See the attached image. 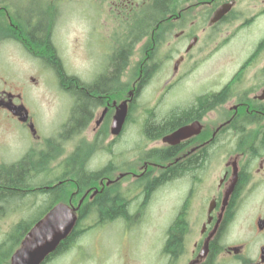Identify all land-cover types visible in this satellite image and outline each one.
Listing matches in <instances>:
<instances>
[{
  "label": "flooded vegetation",
  "instance_id": "af4514ba",
  "mask_svg": "<svg viewBox=\"0 0 264 264\" xmlns=\"http://www.w3.org/2000/svg\"><path fill=\"white\" fill-rule=\"evenodd\" d=\"M4 1L0 47L37 55L47 78L0 76V122L22 144L0 170L60 171L56 183L33 182L31 197L65 185L82 188L78 203L106 195L109 208H122L113 218L123 227L161 220L157 234L139 235L153 264H264V0H41L35 22ZM68 5L89 66L77 77L57 31ZM52 79L64 104L51 106L60 120L51 114L46 127L42 95L34 93L36 107L24 99ZM240 216L249 223L234 237ZM132 249L126 260L141 264Z\"/></svg>",
  "mask_w": 264,
  "mask_h": 264
},
{
  "label": "rangeland",
  "instance_id": "374dc122",
  "mask_svg": "<svg viewBox=\"0 0 264 264\" xmlns=\"http://www.w3.org/2000/svg\"><path fill=\"white\" fill-rule=\"evenodd\" d=\"M0 0V4H1ZM4 5L12 4L16 6L24 18L30 22L41 21L42 18H36L35 12L39 10V4L41 0H6L3 2ZM71 8L62 12V16L57 22L58 29L61 31V55H63V62L69 74L77 77L81 70H88V60L80 54L79 51V30L80 21L77 13L75 12L76 7L73 5H68ZM54 8V7H53ZM10 10V9H9ZM11 13V12H10ZM3 17L0 15V19ZM27 48V47H26ZM21 49H25L21 45ZM136 57L133 59L131 66L135 62ZM37 55L31 53H23L19 48L14 49L10 44H2L0 47V76L9 82H21V83H31L29 79L31 77H44L43 83H46L44 79L47 78L46 73L43 72L44 64L42 63ZM44 62V61H43ZM46 65V63H45ZM128 78V75L124 77V80ZM161 78L156 79L152 88L158 86L161 83ZM52 88H47L43 84L37 89L29 91L26 94L25 99L28 106L36 107L39 103L34 102V93L42 95L39 99L47 107V111L42 113L43 118L46 123V127H49V123L52 118V108L56 104L57 107L63 105V98L60 93L56 91V80H51ZM145 94L144 98H152L151 92ZM121 96L118 95V99ZM51 103V104H48ZM58 109V111H59ZM58 113V112H57ZM57 113L52 114L54 117ZM62 115V113H61ZM60 111H59V116ZM58 118V114L55 116ZM60 120V119H59ZM5 125V122H0V162L8 163L16 158L19 154V149L22 148L20 144L21 135L19 131H15L9 125ZM19 139V141H18ZM96 157L93 158L92 162H95ZM15 160V159H14ZM13 160V161H14ZM41 174L39 181L43 180L44 177H53V183L56 181L63 180L60 171H42L38 170ZM35 171L30 174L29 177H36ZM62 177V178H60ZM38 181V180H37ZM75 192V188L72 186L65 185L58 189L56 194V201L67 203L69 197ZM32 195H27L25 198L20 199L17 203L12 204L4 212H0V249L5 246V251L9 248L7 239L10 233H13V227L20 221L34 219L40 217L42 214L45 201H51L49 197L37 196L36 199L31 197ZM77 195L74 196V204H77ZM46 204V202H45ZM41 214V215H40ZM40 215V216H39ZM248 219V218H247ZM243 218V216L236 218L230 225V229L234 235L237 237L241 233V229L249 223V220ZM125 227L118 225L117 223H111L100 228L90 230L84 234L76 243V246L69 251L67 254L57 255L52 258L48 264H134L137 261L129 262L126 260V254L129 249L134 252L135 258L141 264H153L154 257L149 253V246L146 242H141L139 235L145 233L146 230L150 233L152 229L158 230L162 225L161 220L151 219L145 222L136 223L135 221H127ZM136 223V224H135ZM134 225V226H133ZM131 231H128L130 230ZM155 230V231H156ZM150 234H157L156 232H151ZM138 236V237H137ZM5 243V244H4ZM18 248V245L15 249ZM14 249V250H15ZM13 250V251H14ZM8 260H3L0 257V264H8Z\"/></svg>",
  "mask_w": 264,
  "mask_h": 264
},
{
  "label": "trees",
  "instance_id": "16d2710c",
  "mask_svg": "<svg viewBox=\"0 0 264 264\" xmlns=\"http://www.w3.org/2000/svg\"><path fill=\"white\" fill-rule=\"evenodd\" d=\"M44 41V40H43ZM41 44V47L45 50V57L47 61L51 64H55V57L52 56V52L48 51L46 48V45L43 43ZM37 43V41H35ZM122 54L118 56L117 59V67H120V62L122 60ZM120 65V66H119ZM66 79V82H76V78L72 76H59L58 80L59 83H64V80ZM85 104L87 103V99H85ZM81 108V107H80ZM86 108V107H85ZM79 114V113H78ZM22 164L20 163L15 166V168H11L8 166H5L3 169L0 170V212H4L8 207L12 204V201L14 203H17L19 200L17 197L25 198L27 195H32V192L34 193V185H32L33 182H38L39 176L41 173L38 172L37 169L31 170V172L27 171L25 168L22 167ZM35 171L36 177H29L32 172ZM62 177L66 176V174L62 175ZM60 177V178H62ZM64 179V178H63ZM38 180V181H37ZM73 187V186H72ZM75 191L78 189L77 198L80 197V191L82 188L74 187ZM57 192L53 191L50 194H47V197L51 199L49 203L47 204V210L50 209L56 201ZM38 195H42V193H38ZM74 196L71 195L67 201L74 204ZM106 195L101 196L99 199V202H82L80 208L78 209V220L76 222V225L70 235L62 242L60 243L58 249L55 253L50 255L49 259L46 261L48 262L52 258H54L56 255L66 253L69 251L73 246L76 245L77 241L88 231L96 229L98 227H102L108 224H111L115 221L113 218L115 215H117L122 208H109V205L107 201L105 200ZM86 198V197H85ZM63 202V201H62ZM95 213H97V217L93 216ZM1 216V213H0ZM40 219V217H36L34 219H31V221L24 220L20 221L13 227V233H10L7 243L5 245H9V248L5 251V246L0 249V257H2L3 260H8L11 254L13 253V250L15 247L19 244V242L23 239L25 234L28 232V230ZM9 264V263H8Z\"/></svg>",
  "mask_w": 264,
  "mask_h": 264
},
{
  "label": "water",
  "instance_id": "95a60500",
  "mask_svg": "<svg viewBox=\"0 0 264 264\" xmlns=\"http://www.w3.org/2000/svg\"><path fill=\"white\" fill-rule=\"evenodd\" d=\"M124 115L123 112L117 114L113 132H118ZM74 212V208L65 204L52 208L26 234L19 249L12 255L10 264H42L72 232L77 221Z\"/></svg>",
  "mask_w": 264,
  "mask_h": 264
},
{
  "label": "bare ground",
  "instance_id": "6f19581e",
  "mask_svg": "<svg viewBox=\"0 0 264 264\" xmlns=\"http://www.w3.org/2000/svg\"><path fill=\"white\" fill-rule=\"evenodd\" d=\"M18 198V200H20L21 199V197H17ZM15 204V203H14Z\"/></svg>",
  "mask_w": 264,
  "mask_h": 264
}]
</instances>
